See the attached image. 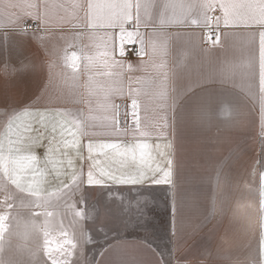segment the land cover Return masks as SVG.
<instances>
[{
    "label": "snow or ice",
    "instance_id": "snow-or-ice-1",
    "mask_svg": "<svg viewBox=\"0 0 264 264\" xmlns=\"http://www.w3.org/2000/svg\"><path fill=\"white\" fill-rule=\"evenodd\" d=\"M50 7L64 9L65 14L53 19L49 14ZM70 8L69 11L65 5H50L46 0H0V76L6 80L33 78L40 66L31 48L43 46L47 51L45 40L53 29L61 34L68 29L74 33V39L83 34L76 30L83 29L92 40L96 39L94 33L104 30L105 35L100 37L101 43L97 45L103 48L98 53L103 67L109 69L104 75L112 78L114 84H122L127 79L131 102L125 105L126 110L122 113L121 105L112 102V97H124L123 87H110L97 105L105 113L98 118L92 115L96 109L91 100L71 94L48 97V103H41L48 96L47 83L39 86L42 95H36L35 100L30 99L28 103L13 105L10 102L13 94L0 99V196L3 197L0 200V254H3L0 264H81L84 245L91 243V235L85 233L77 220L71 225V233L62 226L58 236H53L47 218L54 215L48 209L58 208L61 203L70 209L75 207L70 202L75 201L77 195L80 200L76 203L87 204L84 200L86 189H104L110 196L113 186H127L129 192L134 189V194L127 198V205L121 196L122 215L108 212V206L101 204L93 217L95 221L103 215L106 223L119 222L127 226L128 212H134L138 219L147 218L152 211L155 187L164 186L171 192L175 230V216L179 210L177 198L181 186L190 181L186 174L189 105L193 97L203 98L193 89L191 78L180 83V74L198 48L204 53L208 50L199 43L201 38L193 30L183 36L187 57L176 60L174 68L169 69L167 56L174 34L166 30L168 27L196 26L206 30L205 40L221 48L230 38L250 46L252 55L245 63L253 81L254 45L258 33L259 136L264 154V0H189L179 4L171 0H110L103 3L74 0ZM81 11L83 18L79 15ZM109 29L118 30V46L117 37L108 35ZM175 35L180 37L181 34ZM213 35L215 39H212ZM129 45L134 46L138 64L126 59ZM79 58L73 52L66 56V63L75 69ZM85 59L94 65L96 57L85 56ZM52 64L50 60V68ZM229 67L230 63L225 61L221 75ZM149 69L152 75L148 78L133 75ZM133 84L140 87L133 88ZM141 94L148 101L146 113L151 109L153 114L143 123L139 117ZM251 95L255 99L257 94L252 91ZM53 99L86 104L88 111L54 107ZM259 166L264 169V159L259 161ZM253 175H256L255 170ZM216 180L218 184L221 182L220 171H217ZM183 200L181 197L179 203ZM125 207L127 211H124ZM41 216L45 217L43 227L38 223ZM77 217L86 218L85 211H75L73 219ZM22 221L23 233L19 231ZM17 236H22L24 243L17 244L11 254L7 253V248L12 245L10 242L6 245L5 238L10 241ZM254 236L258 238L260 260L250 254L246 261H233L216 253L215 264H264V170L259 172V216ZM208 255L213 256L210 251ZM182 262L183 257H178L176 264ZM83 264H91V261L84 259Z\"/></svg>",
    "mask_w": 264,
    "mask_h": 264
},
{
    "label": "crops",
    "instance_id": "crops-1",
    "mask_svg": "<svg viewBox=\"0 0 264 264\" xmlns=\"http://www.w3.org/2000/svg\"><path fill=\"white\" fill-rule=\"evenodd\" d=\"M12 2H20V0H12ZM46 2L50 5H65L70 11L74 0H46ZM77 2L86 3V0H77ZM94 2L103 3L110 0H94ZM171 2L179 4L187 3L189 0H171ZM176 12L179 13V9H176ZM49 14L55 19L64 15L65 11L58 7H50ZM79 15L83 18L82 11ZM166 30L174 34L167 56L169 69L174 68L176 60L187 57L183 36L193 30L201 38L199 43L208 50L204 53L198 48L188 58V67L180 74V83L191 78L193 89L198 90L203 98L193 97L189 105L190 142L186 174L190 176V181L181 186L177 198L179 210L175 216V230L171 192L164 186H157L152 193L158 204L163 206L167 202L169 254L165 257L145 238L120 237L103 245L95 254L92 264H162V262L168 264V261L176 264L177 258L181 256L182 264L184 262L215 264L216 253L227 256L233 261H246L250 254L260 260L258 238L254 236L259 216V172L264 170L259 166L264 154L261 153L259 136L258 33L254 45L255 79L253 81L245 63L246 58L252 55L250 46L242 45L239 40L233 41L231 38L223 48L219 45L213 46L204 39L206 30L196 26L192 28L172 26ZM222 30L223 26H221ZM76 31L83 33L78 39H74V33L68 29H65L63 34L53 29L45 40L47 51L43 46L37 48L33 45L31 52L40 66L37 73L27 80H6L0 76V99L13 94L10 99L13 105L28 103L30 99L35 100L36 95H42L39 86L47 83L48 96L41 103H48V97L71 94L91 100L92 107L96 109L92 115L102 118L105 113L99 110L97 105L103 101L104 91L110 87L122 86L125 96H113L112 102L120 104L123 113L126 110L125 105H130L131 102V98L128 97V81L124 79L122 84H114L112 78L104 75L109 69L103 67L102 58L98 55L103 48L97 47L101 43L100 37L105 35L104 30L94 33L95 40L90 39L89 33L83 29ZM141 31L144 29L141 28ZM175 34L181 35L176 37ZM108 35L117 37L118 46V30L113 32L109 29ZM212 39H215L214 35ZM49 52L54 55L50 56ZM73 52L80 57L75 69L66 63V56ZM85 56L96 57L94 65H90ZM117 59H119L118 54ZM50 60L53 61L51 68ZM127 60L139 63L138 57ZM225 61L229 62L231 67L221 75V66ZM133 75L148 78L152 72L149 69L146 72H135ZM132 87L140 86L133 84ZM252 91L257 94L255 99L252 98ZM147 103V98L141 94L139 117L142 123L146 117L153 115L151 109L146 113ZM52 106L80 108L86 113L88 111V105L71 104L66 100L53 99ZM37 151L42 150L37 149ZM79 166L77 163V168ZM254 170L256 175H253ZM217 171L221 173L219 184L216 180ZM112 188L128 189L127 186ZM181 197L184 198L182 204L179 203ZM2 199L3 197L0 196V200ZM35 211L43 210L35 209ZM48 211L54 212L53 217L47 218L48 229L53 236H58L62 226L67 230L68 216L73 211L58 208H49ZM77 220L82 222L79 217ZM44 221L45 217L41 216L38 223L43 227ZM19 231L21 233L25 231L24 224H20ZM9 242L12 247L7 248V253L11 254L15 246L24 243V240L22 236L12 238L10 241L6 237L5 244L8 245ZM209 251L213 256L208 255Z\"/></svg>",
    "mask_w": 264,
    "mask_h": 264
},
{
    "label": "rangeland",
    "instance_id": "rangeland-1",
    "mask_svg": "<svg viewBox=\"0 0 264 264\" xmlns=\"http://www.w3.org/2000/svg\"><path fill=\"white\" fill-rule=\"evenodd\" d=\"M135 190L129 192L128 189L111 188V196L107 190L104 189H86L84 193L85 203H76L80 200L79 195L75 198V201L70 203L75 204L73 208H67L63 203L58 209L71 210L66 223L67 230L71 233V225L76 223L73 219L76 209L83 210L86 213V218L82 219L80 224L83 225L84 231L90 234L92 241L89 244L84 245L83 256L80 257L81 264L83 260L87 259L91 261L97 253V251L109 241L128 236H138L149 240L154 244L159 251L168 257L169 254V229H168V207L167 202L162 206L154 200L152 211L148 213L146 219H138L134 212H128L125 218L127 226L122 225L119 222L106 223L104 217L101 215L99 218L93 221L97 210L100 209L101 204L107 205V211L117 216L122 215L120 209L121 196L125 198V205H127V198L133 195ZM124 211H127L126 207ZM22 224L23 221L21 222ZM76 257H74L75 259Z\"/></svg>",
    "mask_w": 264,
    "mask_h": 264
},
{
    "label": "built area",
    "instance_id": "built-area-1",
    "mask_svg": "<svg viewBox=\"0 0 264 264\" xmlns=\"http://www.w3.org/2000/svg\"><path fill=\"white\" fill-rule=\"evenodd\" d=\"M29 25L31 26V23H29ZM133 47L134 46H132V45H129L128 46L129 55L126 57V59H131V58L137 57L136 54H135V52H134V50H133Z\"/></svg>",
    "mask_w": 264,
    "mask_h": 264
}]
</instances>
